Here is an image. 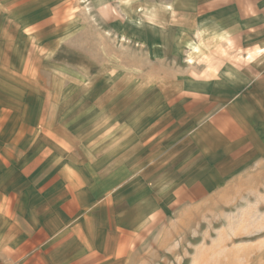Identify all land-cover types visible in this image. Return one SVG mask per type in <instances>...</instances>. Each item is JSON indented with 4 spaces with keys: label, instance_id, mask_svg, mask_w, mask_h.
<instances>
[{
    "label": "rangeland",
    "instance_id": "374dc122",
    "mask_svg": "<svg viewBox=\"0 0 264 264\" xmlns=\"http://www.w3.org/2000/svg\"><path fill=\"white\" fill-rule=\"evenodd\" d=\"M205 7L203 0H0L3 233L21 219L20 197L57 193L66 180L70 198H85L77 220L101 209L98 187L157 132L177 133L171 144L181 157L209 144L211 131L201 127L230 99L215 97L223 104L210 111L208 92L222 85L212 87L219 74L210 63L253 66L234 94L247 96L256 71L264 76V46L251 45L250 30L240 42L219 39L236 25L215 23ZM232 158L221 163V184L196 185L194 200L171 211L149 207L139 232H116L110 242L125 250L113 264H264V143L255 138ZM7 250L0 264H17Z\"/></svg>",
    "mask_w": 264,
    "mask_h": 264
},
{
    "label": "crops",
    "instance_id": "0c3cea01",
    "mask_svg": "<svg viewBox=\"0 0 264 264\" xmlns=\"http://www.w3.org/2000/svg\"><path fill=\"white\" fill-rule=\"evenodd\" d=\"M203 1L207 12H215V23L236 25L235 32L217 33L219 39L240 42L245 40V33L250 30L252 34H247L246 38L252 42L251 45L260 48L264 44V0H234L230 6L223 0ZM231 9L235 10L236 17L228 15L233 13ZM174 20L172 17L170 21ZM243 25L248 28L246 32L240 31ZM217 63V66L210 63V73L219 74L218 77L211 75V85L213 87L217 80L222 85L219 94L215 92L216 88L208 92L210 111L213 110L212 105L228 103V107L220 117L217 116L220 120L210 119L202 125L205 132L211 131L207 139L209 144L195 154L181 157L180 153L176 154L178 147L171 144L177 133L173 130L157 132L150 144L146 139L135 152L128 150L129 155L117 167V172L115 170L98 187V194L103 193L104 196L101 209L97 206L90 213L86 210V215L82 211L80 216L84 217L79 220L76 211L84 209L82 200L85 198L82 194L70 198L64 191L71 183L67 180L60 184V190L56 189L57 193L20 197L18 200L22 202L23 211L20 208L15 216L21 219H12L14 221L6 233L0 226V255L3 256V248H7V256L20 257L15 260L17 264H113L114 257L122 255L125 248L119 239L115 242L110 240H114L116 232L122 235L126 230L139 232V224L148 222L149 207L171 211L179 206L181 200H194L191 190L196 185L221 184V178H227V169L221 163L232 160L244 145H251L255 138L258 143H264V106H258L260 101L264 102V76H258L260 72L256 71L258 75L252 78V93L235 97L240 84L249 80L244 73H255V69L227 62V59H218ZM220 96L230 99L218 102L215 97ZM221 169L226 172L222 173ZM217 178L220 180H215ZM113 185L115 187L111 190ZM149 200L155 201L156 205ZM133 201L137 202L134 207L137 206L138 213L133 210ZM140 208L145 209L144 214Z\"/></svg>",
    "mask_w": 264,
    "mask_h": 264
}]
</instances>
